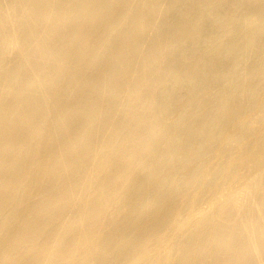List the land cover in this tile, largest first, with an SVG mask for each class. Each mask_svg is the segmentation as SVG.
<instances>
[{
	"label": "bare ground",
	"instance_id": "6f19581e",
	"mask_svg": "<svg viewBox=\"0 0 264 264\" xmlns=\"http://www.w3.org/2000/svg\"><path fill=\"white\" fill-rule=\"evenodd\" d=\"M0 264H264V0H0Z\"/></svg>",
	"mask_w": 264,
	"mask_h": 264
}]
</instances>
